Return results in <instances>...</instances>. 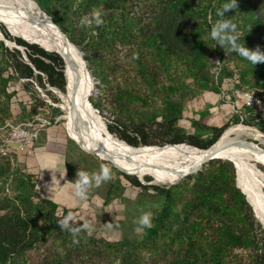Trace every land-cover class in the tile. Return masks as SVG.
<instances>
[{"label":"trees","instance_id":"16d2710c","mask_svg":"<svg viewBox=\"0 0 264 264\" xmlns=\"http://www.w3.org/2000/svg\"><path fill=\"white\" fill-rule=\"evenodd\" d=\"M36 1L84 52L100 90L90 101L101 115L110 113L109 130L129 145L208 149L232 123L240 122L264 133V117L248 107L242 109L243 118L235 113L221 126L209 123V111L188 126L182 123L187 100L202 91L221 92L227 79L237 77L235 86L264 98V62L253 64L211 38L212 25L221 19L217 12L230 0ZM93 9L102 11L103 24L82 25ZM222 18L237 25L238 45L264 53V0H237V7ZM0 29L24 47L28 58L0 40V126L17 94L8 90L13 79L23 80L27 91L32 88L35 100L49 109L48 117L63 115L60 107L37 98L31 80L42 88L48 84L68 92L62 56L13 35L1 22ZM226 52L229 58L224 61ZM20 107L21 122L35 115ZM63 146L73 183L78 170L91 174L99 173L102 165L110 169L111 178L94 184L87 197L100 195L110 204L123 197L129 184L139 188L140 195L158 198V206L147 208L153 213V227L136 238L109 240L94 231L73 237L57 222L71 209H61L38 191L37 174L14 171L15 157L0 156V264H264V226L237 184L233 161L212 159L176 184L158 185L143 183L135 173L84 151L71 138ZM10 179L13 193L4 185ZM151 179L146 176L147 182Z\"/></svg>","mask_w":264,"mask_h":264},{"label":"bare ground","instance_id":"6f19581e","mask_svg":"<svg viewBox=\"0 0 264 264\" xmlns=\"http://www.w3.org/2000/svg\"><path fill=\"white\" fill-rule=\"evenodd\" d=\"M0 20L13 34L29 41H40L46 47L51 44L59 49L65 58L64 70L69 78L68 92H62L57 87L55 89L59 90L62 107L73 123L76 139L86 150L107 158L121 167H126L124 169L132 171L140 179H146V176L150 175L153 177L152 182L161 180L176 182L188 172H195L200 168L204 156L208 153L219 152L218 154L222 156L228 155L236 163L240 187L253 205L257 218L264 225L262 189L264 171L257 163L251 161V158L264 161V150L240 138L245 132L259 134L258 130L251 127L231 126L213 146L208 148L207 152L181 146L166 148L155 145L130 146L126 141L111 135L101 119L102 116L90 106L88 107L91 113L88 110H79L80 102L85 103L86 97L90 96L94 89L85 69L82 54L60 34L34 0H0ZM94 121H99L105 132L100 131ZM69 134L71 135L70 132ZM237 141H241L240 144H235Z\"/></svg>","mask_w":264,"mask_h":264},{"label":"rangeland","instance_id":"374dc122","mask_svg":"<svg viewBox=\"0 0 264 264\" xmlns=\"http://www.w3.org/2000/svg\"><path fill=\"white\" fill-rule=\"evenodd\" d=\"M0 22L6 26V24L2 20H0ZM0 31H2V30L0 29ZM13 35H15V34H13ZM15 36H17V35H15ZM8 40H10V39H8ZM10 42L9 41L7 42L9 45H11V47H9V48L15 49L16 47L14 46V44L10 43ZM228 58H229V52H226L224 57H223V60L227 61ZM231 66H233V64H231ZM225 81L226 82L224 83L223 89L226 92L231 91V88L233 87V81L228 80V79ZM35 88L38 91L37 98H42V99H45L46 101H47V99L49 100V98L47 97V95L50 96V94H48V91H51V95H54L55 97L60 98L59 103H57V102L55 103L50 98L52 100V102L54 103V106L57 105V107H60L64 111L63 116L57 115V117H60L57 129H59V131H61L62 134L69 135V132H70L71 136H73L76 139L75 133L73 131V123L68 118L67 111L64 109V107H62V99L59 95V90L55 89V87L50 89L48 84L46 85V88H42V87L41 88L35 87ZM13 89H15L17 91V94L13 97V99L11 101L12 102L11 103V105H12L11 114L9 117H7V120H11L13 122H21L22 120H24L23 116H21V107L20 106L26 107L27 112H29V110H32L34 112V114H37L40 111V108L42 107L41 103L39 101L35 100L36 97H34L33 93L30 92V90L32 88L28 89L29 92L27 91V89L24 87L23 80L13 79L8 90L12 91ZM91 95H95L96 97H98L100 95V90L95 86ZM222 96H223L222 94H218L215 92L202 91V92L198 93L196 98H193L191 100H187V102L185 103V118L182 121V123L184 125L188 126L191 122L190 121L191 119H193V118L198 119L202 113H204L205 111H209L210 118L208 121L210 124L218 125V126L225 124L228 121V119L233 116L232 115L233 107H232V104H228L226 102L225 98H223ZM208 108H212V109L210 110ZM241 109H243V107H241ZM105 115H106V117L102 115L101 119L103 120L105 126L107 127L108 132L111 135L118 137L117 135L112 133L107 126L109 123H112V117L110 116V113L106 111ZM94 124L96 125V127L100 131L105 132V129L103 128L102 124L99 121H94ZM231 126H233V127L243 126V127H249V128L251 127V128L258 130L259 134H250V133L245 132V133L240 135V138L245 139L248 143H250L254 146H257L260 149L264 150V133H261L258 128L254 127V126L246 125L242 122H240L238 124L232 123L229 127H231ZM39 141H40L39 139L36 141L37 142L36 149L38 147ZM75 143L78 145V143L76 141H75ZM73 144H74V142H73ZM58 146L60 149L64 150V146H62L61 144H58ZM149 146H154V145H149ZM155 146H160V145H155ZM165 146L172 147L174 145L171 146L169 144H166ZM160 147H163V146H160ZM164 148H166V147H164ZM37 151H38V149H37ZM90 154L96 155L99 159L102 158V157L100 158V156L95 154V153H90ZM12 157L13 158L15 157V161L13 164V170L14 171H16L17 169L27 170L29 172H34L35 174H37V176H38V173L40 172L41 179L47 175V171L44 170L46 168V165L42 162L40 163V162L36 161V154L35 153L31 156L14 155ZM104 159H106L105 161L107 163L114 165V163H112V161L111 162L107 161V158H102L101 160H104ZM252 159L253 158H251V161L253 163H257L258 166H259V164H262L264 166V161H261L258 159L257 160H255V159L252 160ZM121 168L124 169L126 167L122 166ZM142 180L147 182L146 179H142ZM123 182L125 184L128 183L125 179H123ZM171 183H174V182L171 180H161L159 182H152L151 181V184H158V185H170ZM239 184H240V182H239ZM4 185H5L6 191L8 193H13L12 190H13L14 185H13V181L11 179L8 180ZM62 189H60L59 194L61 196H63L64 198H66V197L70 198L71 194L65 190H62ZM262 189L264 192V183L262 184ZM140 192H141V190L139 188L130 186L128 184V186L124 192L123 197L118 198L116 201H114L110 204H105L104 198L100 195H94L92 197H87L88 200L86 202H85L86 199H82V200L79 199L82 203L79 204V207H75L73 209V211L70 212L69 214H71L73 221L76 223L77 222H79V223L80 222L81 223L94 222V230H92V231H94L100 235H103L105 238H107L109 240H119V239H122L124 237L136 238V237L142 235L145 231V229H143L142 232L137 231V229L140 227L138 224L139 217L144 212H147V208L152 207V206H158L159 202H160L158 198L140 195ZM48 196L46 195L47 198H50L52 200H54V199L56 200V198H54L53 196H50V197H48ZM60 206H61V209L64 207L63 205H60Z\"/></svg>","mask_w":264,"mask_h":264},{"label":"clouds","instance_id":"9594fccd","mask_svg":"<svg viewBox=\"0 0 264 264\" xmlns=\"http://www.w3.org/2000/svg\"><path fill=\"white\" fill-rule=\"evenodd\" d=\"M236 7L237 0H230L229 3L224 4L221 10L217 12V16L221 17V19H218L217 22L212 25L211 38L217 40L221 48L228 46L233 52H237L239 55L250 60L253 64L264 62V53L258 48L255 51H252L237 44V41L239 40V36L235 34L237 32V25L229 19L222 18L225 16V13ZM90 16L91 18H89V16H84L81 20V24L90 25L93 21L97 26L103 24L101 10L93 9ZM77 177L78 178L74 182L75 194L81 199H87L88 192L94 184L95 186H99L102 182L111 178L110 169L103 165L101 166L99 173L89 174L88 172L78 170ZM152 219V212H144L139 217L138 224L140 227L137 231L142 232L143 229L152 228ZM57 222L62 231L70 230L73 237L78 236L81 231L91 232L94 230V222H84L80 226H75L71 214H69L68 217L59 219ZM74 243H78V240L74 239Z\"/></svg>","mask_w":264,"mask_h":264},{"label":"built area","instance_id":"2783aa9c","mask_svg":"<svg viewBox=\"0 0 264 264\" xmlns=\"http://www.w3.org/2000/svg\"><path fill=\"white\" fill-rule=\"evenodd\" d=\"M37 88H41L37 82L31 79ZM233 87L231 91H225L222 87L221 92L228 104H232L233 114H240L243 118L241 107H248L255 110L260 116L264 117V98L255 94L248 87L240 88L235 86L239 82L237 77L234 78ZM226 82V81H225ZM224 82V83H225ZM224 86V84H223ZM50 104L54 103L47 95ZM50 113L49 109L41 107L40 111L32 118L23 122H13L7 120L0 126V156H14V155H27L34 154L36 140L40 132L48 127H51L59 122L60 117L51 119L47 115Z\"/></svg>","mask_w":264,"mask_h":264},{"label":"crops","instance_id":"0c3cea01","mask_svg":"<svg viewBox=\"0 0 264 264\" xmlns=\"http://www.w3.org/2000/svg\"><path fill=\"white\" fill-rule=\"evenodd\" d=\"M211 92V91H210ZM212 109V108H208ZM59 123L48 127L40 132L38 151L35 146L34 153L36 154V161L42 162L46 165L44 169L47 175L41 179L40 172L38 173L37 189L46 197L53 196L56 202L64 207L70 208L71 212L75 207H79L82 203L76 194L74 183L68 180V172L66 168V156L64 150L60 149L58 144L62 146L69 141L70 135L62 134L57 129ZM72 139V138H71ZM36 140V141H37ZM37 144V142H36ZM64 181V182H63ZM63 188V189H62ZM60 189L67 191L71 197L64 198L59 194ZM82 200V199H81ZM88 199L85 200V202Z\"/></svg>","mask_w":264,"mask_h":264},{"label":"water","instance_id":"95a60500","mask_svg":"<svg viewBox=\"0 0 264 264\" xmlns=\"http://www.w3.org/2000/svg\"><path fill=\"white\" fill-rule=\"evenodd\" d=\"M37 4H38V2L36 1V0H34ZM38 6L40 7V5L38 4ZM41 8V7H40ZM42 9V8H41ZM42 11L44 12V14L45 15H47L49 18H50V20H51V22H52V24L58 29V31L60 32V34L69 42V43H71L73 46H75V47H77L70 39H69V37L66 35V33L59 27V25L52 19V17L50 16V15H48L43 9H42ZM0 40H3L4 41V43H5V45L6 46H8V47H11V46H9L8 45V41H11V40H8L5 36H4V34H3V32L2 31H0ZM17 36H19V37H21V38H23V39H25L24 37H22V36H20V35H17ZM26 41H28V42H30V43H35V44H38L39 46H41L42 48H44L46 51H48V52H56V53H59L61 56H62V54H61V52L59 51V49H57V48H55L53 45H47V47H45L43 44H41V42L40 41H36V40H33V41H29V40H27V39H25ZM11 43H13L14 44V46L16 47V48H18V49H20L21 51H22V53H23V56L25 57V59L27 60L28 58H27V54H26V52L24 51V47L23 48H20L19 47V45L15 42V41H11ZM22 47V46H21ZM78 49H79V51H80V53L82 54V59H83V62H84V66H85V69H86V71H87V73L89 74V77H90V79H91V82H92V84H93V87H95V81H94V77L92 76V74H91V71H90V69L88 68V64H87V60L85 59V57H84V52L82 51V50H80V48L79 47H77ZM62 58H63V60H64V63L66 64V60H65V58L62 56ZM67 64H69L68 63V61H67ZM64 72H65V70H64ZM65 77H66V73H65ZM49 87H50V89H51V87H53V86H51V85H48ZM91 94H92V92L90 93V96H91ZM90 96H87L86 97V101H85V103H82V102H80V108H79V110L81 111L82 109L84 110V111H86V110H88V112L89 113H91L90 112V110H89V107L88 106H90L92 109H93V111H98L94 106H93V104H92V102L90 101ZM57 106V105H56ZM99 112V111H98ZM78 115H79V113H78ZM99 115L100 116H102L100 113H99ZM63 116V115H62ZM261 132V131H260ZM224 133V132H223ZM261 133H263V132H261ZM70 135V134H69ZM223 135V134H222ZM221 135V136H222ZM70 137L72 138V139H74L77 143H78V145L83 149V150H85V151H87V152H89V153H92V152H90V151H88V150H86V148L84 147V146H82L81 144H80V142L78 141V140H76L73 136H71L70 135ZM220 139V138H219ZM240 142L241 141H237V142H235V144H240ZM169 145H177V144H169ZM130 146H132V145H130ZM134 147V146H133ZM198 148V147H197ZM200 149V148H199ZM201 150H204L205 152H207L208 151V149H201ZM219 152H211V153H208L207 155H205L204 156V158H203V164H201V166H200V168H198L197 170H195V172H197L198 170H201L202 168H203V165L206 163V162H208V161H210V160H212V159H216V158H221V159H228V160H231V161H233L234 162V164H235V166H236V163H235V161L232 159V158H230L228 155L227 156H222V155H220V154H218ZM101 158V157H100ZM102 159V158H101ZM104 160H106V159H104ZM107 161H109V160H107ZM109 162H111V161H109ZM112 163H114V162H112ZM114 165L117 167V168H119L120 170H122V171H124V172H126V173H130V174H134L133 172H129V171H127V170H125V169H122L121 167H119L118 165H116L115 163H114ZM236 169H237V167H236ZM195 172H188L187 174H185L183 177H185L186 175H189V174H192V173H195ZM182 177V178H183ZM139 178V177H138ZM182 178H180L179 180H177L176 182H174V183H171L170 185H172V184H176V183H178ZM140 179V178H139ZM141 180V179H140ZM142 181V180H141ZM143 183H147V184H151V181H148V182H144V181H142ZM237 184H238V186L240 187V185H239V183H238V175H237ZM241 188V187H240ZM242 189V188H241ZM242 191L244 192V190L242 189ZM245 193V192H244ZM246 194V193H245ZM246 197H247V200L249 201V199H248V196L246 195ZM249 203H250V201H249ZM251 204V203H250ZM252 205V204H251ZM252 207H253V205H252ZM253 209H254V207H253ZM254 212H255V209H254ZM255 214H256V212H255ZM257 217V216H256ZM264 226V225H263Z\"/></svg>","mask_w":264,"mask_h":264}]
</instances>
